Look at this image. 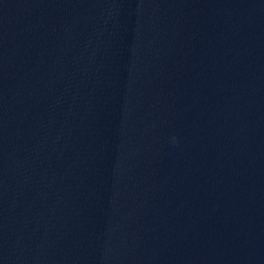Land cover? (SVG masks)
<instances>
[{"label":"water","instance_id":"water-1","mask_svg":"<svg viewBox=\"0 0 264 264\" xmlns=\"http://www.w3.org/2000/svg\"><path fill=\"white\" fill-rule=\"evenodd\" d=\"M264 162V0H0V185Z\"/></svg>","mask_w":264,"mask_h":264}]
</instances>
